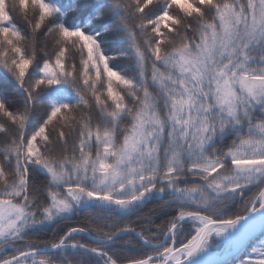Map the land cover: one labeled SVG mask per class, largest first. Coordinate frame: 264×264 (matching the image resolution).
Instances as JSON below:
<instances>
[{
    "label": "snow or ice",
    "instance_id": "snow-or-ice-1",
    "mask_svg": "<svg viewBox=\"0 0 264 264\" xmlns=\"http://www.w3.org/2000/svg\"><path fill=\"white\" fill-rule=\"evenodd\" d=\"M0 264H264V0H0Z\"/></svg>",
    "mask_w": 264,
    "mask_h": 264
},
{
    "label": "trees",
    "instance_id": "trees-1",
    "mask_svg": "<svg viewBox=\"0 0 264 264\" xmlns=\"http://www.w3.org/2000/svg\"><path fill=\"white\" fill-rule=\"evenodd\" d=\"M68 223L75 224V221L68 222ZM119 243H123V241H120ZM21 247H22V245H21ZM117 251L121 252L123 255H128L129 254V249H127V248L117 249Z\"/></svg>",
    "mask_w": 264,
    "mask_h": 264
},
{
    "label": "rangeland",
    "instance_id": "rangeland-1",
    "mask_svg": "<svg viewBox=\"0 0 264 264\" xmlns=\"http://www.w3.org/2000/svg\"><path fill=\"white\" fill-rule=\"evenodd\" d=\"M254 259H255V257H254Z\"/></svg>",
    "mask_w": 264,
    "mask_h": 264
}]
</instances>
